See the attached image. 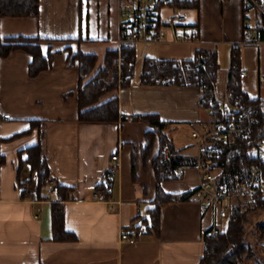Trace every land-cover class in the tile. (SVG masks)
I'll return each instance as SVG.
<instances>
[{"label": "crops", "instance_id": "crops-1", "mask_svg": "<svg viewBox=\"0 0 264 264\" xmlns=\"http://www.w3.org/2000/svg\"><path fill=\"white\" fill-rule=\"evenodd\" d=\"M119 4L120 0H40L36 17L0 18L1 39H39L43 56L50 57L49 66L34 78L28 72V53L15 50L0 60V115H10L0 122V264H198L205 232L216 222L225 223L195 198H183L199 182L190 164L178 175L174 168L173 177L167 174L165 179L164 166L158 178L153 167L157 140L151 153L144 151L146 133L151 131L147 125L130 119L114 123L78 119L74 56L93 54L101 66L108 51L119 53ZM182 13L196 38L174 43L165 30L158 43L133 44L134 76L127 89L119 90L118 108L125 118L158 115L168 124L165 134L178 155L193 162L194 142L178 146L173 136L179 126L192 130L207 118L200 90L140 83L144 61H187L196 51L213 52L223 83L227 71L223 75L218 67V48L227 50L230 62L232 45L242 41L246 16L243 0H198V7ZM256 80L258 96H249L242 83L241 89L249 98L263 99L258 76ZM30 121L43 127V157L50 172L43 197L36 195V175L24 151L39 142L37 129L10 140L28 130ZM186 137L190 140L189 134ZM188 147L195 154L184 153ZM52 181L57 192H52ZM100 182L106 189L96 191ZM58 186L66 190L63 199L58 197ZM171 196L179 201H170ZM56 203L62 204L65 229L74 236L69 241L52 240L51 211ZM155 207L158 232L146 229L135 243L120 242L121 230L142 222Z\"/></svg>", "mask_w": 264, "mask_h": 264}, {"label": "trees", "instance_id": "trees-1", "mask_svg": "<svg viewBox=\"0 0 264 264\" xmlns=\"http://www.w3.org/2000/svg\"><path fill=\"white\" fill-rule=\"evenodd\" d=\"M257 4L259 10L254 11V27L253 34L258 42L264 44V0H252ZM40 0H0V18L3 17H36L39 13ZM177 6L182 8H196V2H180ZM250 21L249 17H244V22ZM39 39H30L23 37L0 38V60L8 56L15 50H21L31 56L29 64V76L36 77L40 72L44 71L50 64V57L43 56ZM123 61L118 65V52L110 50L106 53L103 64L97 65V57L93 54H83L78 52L74 58L78 63V84L76 88L78 119L82 123H114L122 120L130 119L132 121L142 122L147 125L151 131L146 133V145L144 151L151 153L152 146L157 140V154L153 161V167L161 177V169L164 167L165 179L167 174L173 177V169L186 164L192 165L185 158L178 155V151L174 148L171 141L165 134L168 124L160 119L158 115L143 114L130 118L120 116L118 108V92L121 89H127L134 76L135 69V49L133 44H127L122 47ZM146 59L143 64V71L140 76V83L145 85H177V86H194L203 91V86L209 85L212 76L204 79L201 72L192 71L197 60L208 61L211 64L210 72H215L216 57L213 52L196 51L194 57L187 61H170V60H154ZM232 62L240 67V56L236 55L232 58ZM202 77V78H201ZM168 79L167 82L164 80ZM204 83H203V82ZM229 88L235 95L242 96L247 101L258 102L257 123L255 124L254 139L256 141H264V99H251L241 89V83L238 75L230 74ZM211 96L210 91L204 92L203 97ZM205 102L200 98L201 108L205 107ZM214 120H219L215 112H213ZM32 128L37 129L39 142L35 145L28 146L24 149L27 153L26 162L30 167L31 173H35L36 179V195L43 197L42 191L49 181V168L43 157V127L36 121H30V128L10 138L15 140L18 137H24L32 132ZM239 142L236 147L240 149V153L233 160L224 161L223 163V181L227 178H233L234 174L247 173L249 164L251 163L246 156V149ZM167 148L171 152V157L163 165L160 159L163 150ZM109 173H107L108 175ZM168 175V176H169ZM159 180V179H158ZM96 191H103L104 184L98 183ZM66 190L58 186V197L63 199ZM187 199V198H184ZM157 206V205H156ZM149 211V215L142 219L146 229L158 232V208L155 207ZM264 212V200L255 199L249 202H238L234 207L233 215L225 220L224 228L221 232L210 235V230L205 232L203 238V252L198 264H264V231H259V248L257 253L247 243V225L250 217L255 212ZM258 228L264 230V224L258 225ZM51 230L53 241H66L74 238L72 233L65 229L64 215L62 204L56 203L52 205L51 211Z\"/></svg>", "mask_w": 264, "mask_h": 264}, {"label": "built area", "instance_id": "built-area-1", "mask_svg": "<svg viewBox=\"0 0 264 264\" xmlns=\"http://www.w3.org/2000/svg\"><path fill=\"white\" fill-rule=\"evenodd\" d=\"M196 1L198 0H120L118 65L123 61L124 45L148 41L158 43L164 38L165 30L169 31L171 41L174 43L188 42L196 38V33L186 25L182 13L185 8L177 6L180 2ZM243 10L244 15L249 17L259 8L252 0H243ZM242 37L241 42L231 47L227 76L223 83L219 80L216 67L215 72H210L211 64L208 61L197 60L192 67L195 75L201 72L204 79L212 76L209 85H204L202 89L204 92L210 91L211 96L203 97V91L199 89L200 98L202 97L206 104L202 109L207 118L197 121L189 134L197 148V155L191 166L197 171L199 182L195 191L184 195L183 198H195L200 201L206 209L216 213L219 221H225L233 215L238 202H249L257 198L264 200V141L254 139L258 102L247 101L242 96L235 95L228 83L230 74L238 75L240 83L246 78L245 70L233 63L232 58L240 52L242 46L259 43L251 33L250 21L243 23ZM263 79L264 74L259 73V86L263 84ZM164 81L167 82L168 79ZM213 112L217 114L219 120L212 118ZM8 119L9 114L0 115V122ZM239 142L247 148L246 156L251 162L249 169L245 174L240 170L233 178L223 181V163L233 160L241 152L236 147ZM171 155L169 149L165 148L160 163L168 161ZM116 159L117 156H112V160ZM184 167H176L175 174H180ZM51 185L52 192H57L55 182L52 181ZM96 198L101 199L102 196ZM170 201H179V197L171 196ZM136 213H139L138 207ZM220 226L216 222L210 228V235L220 233L222 230ZM145 231L146 228L141 221L134 222L121 230L119 240L122 243H135L145 235Z\"/></svg>", "mask_w": 264, "mask_h": 264}, {"label": "rangeland", "instance_id": "rangeland-1", "mask_svg": "<svg viewBox=\"0 0 264 264\" xmlns=\"http://www.w3.org/2000/svg\"><path fill=\"white\" fill-rule=\"evenodd\" d=\"M254 11L249 16L250 18V24L251 28L254 27ZM254 30H251V33ZM191 44V43H189ZM187 48L190 45H186ZM222 46H219L218 48V54H217V64L219 69L222 71L223 75L225 71L228 69L229 64V58H228V52L227 50H223L221 48ZM237 55L241 56V66L246 71L247 74V80L243 81V90L251 97H255L259 95V89L257 88L256 79L258 76V73L264 74V50L262 43L252 44V45H244L242 46L240 50V54L237 53ZM221 79V76L220 78ZM260 95L264 99V79L262 82ZM262 99V100H263ZM178 131L174 134L173 140L176 143V145L184 146L186 147L189 144H192L193 141L190 139H187V135L190 134L191 130L190 127L187 126H179ZM194 128V126H193ZM192 128V129H193ZM189 148V147H188ZM184 153L188 154H195V149L190 147L187 151ZM28 172V171H27ZM264 224V212H255L250 217V222L247 225V243L255 250L259 248V231L263 233L264 230L258 228V225ZM225 224L221 223V228H224ZM264 229V228H263ZM257 253V252H256Z\"/></svg>", "mask_w": 264, "mask_h": 264}]
</instances>
